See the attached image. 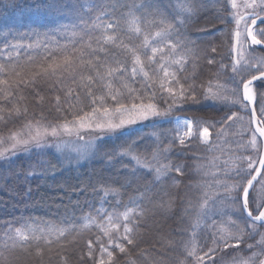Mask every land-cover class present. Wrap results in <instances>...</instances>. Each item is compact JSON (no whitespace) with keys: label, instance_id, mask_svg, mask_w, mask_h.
<instances>
[{"label":"snow or ice","instance_id":"1","mask_svg":"<svg viewBox=\"0 0 264 264\" xmlns=\"http://www.w3.org/2000/svg\"><path fill=\"white\" fill-rule=\"evenodd\" d=\"M216 2L222 5V12L229 13L221 18L232 24L230 53L239 46L253 55L244 59L230 54L228 64L221 63L205 86L195 83L196 77L187 73L189 68L195 70L201 51L206 53L205 62L216 66L208 55L216 54L217 49L201 50L185 35L194 15L192 0H32L31 4L24 0L23 7L30 14L56 19L26 31L0 26V123L8 128L23 121L7 136H0V166L11 167L20 152L35 149L38 155H46V149L54 148L63 156L60 163L78 162L89 153L109 164H123L127 159L122 188H132L141 174H154L153 185L162 183L171 179V174L183 175L186 166L162 161L168 160L177 142L183 146L186 138L194 135L193 121L173 113L189 101L211 102L214 107L219 105L215 123H195L196 134L205 143L209 142L210 128L216 125L220 126L217 137L224 136L225 130L241 127L232 140L236 147L228 149L232 155L214 165L213 183L198 184L196 202L186 201L188 207L183 211L188 226L183 235L189 239L181 242L186 257L180 264L188 259L193 264H217V253L236 250L255 235L260 236L255 245L260 251H251L254 246L247 245L251 255L233 257L231 264H264V233L259 231L264 228V55L256 57L252 48L264 46V0ZM8 6L20 5L9 0ZM257 81L261 83L256 85ZM45 90L58 93L51 97L49 108L56 119L50 121L43 113L39 119L35 113L29 118V109L23 106L27 96L21 93L27 91L33 100L43 102L46 98L41 93ZM241 112L247 114V120ZM173 121L170 130L157 127ZM149 124L155 130L144 133ZM212 150L219 149L213 146ZM43 164L55 168L50 161H38V165ZM203 168L196 166L197 171ZM81 191L89 194L88 187ZM150 191L145 185L139 197H130L129 203L140 208L139 212L131 207L122 213L115 208L110 211L104 206L109 196L121 193L111 185H101L91 192L101 198L100 207L86 201L91 211L81 217L82 223L65 220L61 223L66 227L48 229L39 227L47 222L31 218L5 223L0 226L4 241L0 257L4 250L32 244L39 251L41 243H60L95 226L100 235L95 243L87 242V257L93 264H115V250L126 254L129 246H136L139 221L152 210L145 203L164 211L174 203L170 198L155 204ZM250 191L254 194L251 204ZM230 212L240 216L247 227L233 221ZM197 237L202 238L199 247ZM97 251L98 259L94 257Z\"/></svg>","mask_w":264,"mask_h":264},{"label":"trees","instance_id":"2","mask_svg":"<svg viewBox=\"0 0 264 264\" xmlns=\"http://www.w3.org/2000/svg\"><path fill=\"white\" fill-rule=\"evenodd\" d=\"M8 3L9 0H0V26L5 27V30L7 27H11L15 30L26 31L28 28L39 27L45 21L56 19L55 16L38 17L30 14L23 7L24 0H17L20 6L15 8L8 6ZM27 3L31 4L32 0H27ZM191 6L194 7V15L186 25L185 35L188 39L195 41L201 50L210 47L217 49L216 54L208 55V58L216 61V66L208 65L203 58L206 53L201 51L195 70L189 68L187 73L189 76L196 77L195 83H205L206 86V82L214 78L219 65L221 63L228 64L227 58L230 54L235 57V51L230 53V49L233 48L229 39L232 24L221 18L228 16L229 13L222 12V5L218 4L216 0H192ZM34 21L37 23L34 24ZM62 22L68 23L67 20ZM40 30L45 31L46 28H40ZM61 42L63 43V41ZM253 48L264 55V49L256 46ZM220 82L223 83V79ZM260 83L257 81L256 85ZM21 94L27 96L26 104L23 106L28 107L29 118L35 113L36 118L39 119L40 113H43L50 121L56 119V113H50L49 108L51 97L58 93L42 91L41 95L46 98L43 102L38 99L33 100L27 91ZM41 103L44 104V107L40 106ZM218 107L219 105L212 106L211 102L189 101L182 106L181 110L175 111L173 116H188L194 124L196 121H208L214 124L215 118L219 116L216 110ZM233 111H239V109H233ZM240 114L247 120L246 113L241 112ZM71 118L68 117V119ZM20 123L23 121L15 125L10 124L8 128L0 123V136H7L9 130L19 128ZM174 124L175 121L157 125V127L170 130ZM240 127L237 125L235 129L225 130L224 136L217 137L216 133L220 130V126L216 125L215 128H210L211 135L208 143H205L196 134L197 130L195 129L194 135L191 138H186L183 146L177 142L169 154L168 160L162 161L186 166L183 175L171 174V179H165L162 183L153 185L154 174L149 176L141 174L133 182L132 188L121 187L125 183L127 175L123 168V165L129 164L127 159L123 161V164L120 162L109 164L99 155L88 154L86 158L84 157L78 162L73 160L69 164L66 160L60 163L63 156L54 148L46 149V155H38V150L35 149L31 152H20L11 167L7 164L0 166V226L17 220L26 221L29 218L47 222L39 225L45 229L66 227L67 225L61 223L65 220L76 224L82 223L81 217L91 211L87 204L100 207L101 198L91 195V192L93 187L101 185H111L121 193L116 197L109 196L104 206L108 207L110 211L115 208L117 212L122 213L125 207H131L139 212L140 208L130 204L129 199L130 197H139L144 192V186L147 185L151 188L148 195L152 198L153 203L159 204L162 200L170 198L174 203L168 211L152 208V205L145 203V207L152 210L142 221H139L140 228L135 241L136 246H129L126 254L115 250V264H133V262L135 264H152L153 261H161L162 264H180V261H185L186 257L181 242L189 239L188 236L183 235V230L188 226L183 211L188 207L186 201L196 202V198L200 194L196 187L198 184L211 185L213 183L214 173L217 171L214 165H219L221 161L232 155L228 149L236 147L232 140L237 138L236 132ZM154 130L149 124L147 128L143 129V132L148 133ZM7 146L5 145V147ZM213 146L219 150L213 151ZM140 151L144 152L145 149L141 148ZM248 154L251 153H245V155ZM41 160L50 161L51 165H55V168L49 169L48 164L38 165V161ZM197 165L204 166L202 172L196 170ZM32 166L37 167L33 168ZM41 172L43 174H40ZM84 187H88V195L81 191ZM137 188L139 191L135 190ZM253 195L250 192V204ZM229 216L241 227H247L240 216L233 215L231 212ZM216 219L220 220L221 218L216 217ZM223 226L228 227L227 225ZM259 231L264 233V228H260ZM2 232L3 229L0 228V233ZM97 235H100V229L93 226L88 230L72 234L67 240H61L60 243L50 245L41 243L39 251H37L36 244L24 248H9L4 250V256L0 257V264H93V261L87 257V242L93 240L95 243ZM207 235V232L203 233L204 237ZM50 239H54V236ZM201 239V237H197L198 247L201 244ZM259 240L260 236L255 235L248 238L247 243H242L236 250L228 249L225 252L217 253V264H231L233 257L243 256L246 258L251 255V251H260L255 247ZM3 243V239H0V249H2ZM247 245L254 247L249 251ZM94 257L99 258L98 251L94 253ZM105 260L107 261L106 256ZM186 264H193V260L188 259Z\"/></svg>","mask_w":264,"mask_h":264},{"label":"rangeland","instance_id":"3","mask_svg":"<svg viewBox=\"0 0 264 264\" xmlns=\"http://www.w3.org/2000/svg\"><path fill=\"white\" fill-rule=\"evenodd\" d=\"M237 3L238 4H242L243 3V0H237ZM240 12L241 13H243L244 12V9L241 7L240 9ZM245 47H247V46H245ZM252 48H253V46H252ZM256 50V49H255ZM234 53V52H233ZM251 55H253V53L251 52V50H249V51H245L243 48H239V46H237L236 47V50H235V57L236 58H244V59H246V58H250V56ZM254 55L256 56V57H259V56H262V53H259V52H257V50L255 51V53H254ZM176 116H179V117H181L182 119H189V120H191L188 116H185V115H176ZM195 124H194V122H193V133L195 132ZM182 131H186V129H182ZM201 137V139H203V137L202 136H200ZM91 137H89V136H85V139H90ZM71 139H75V137H72ZM204 141V140H203ZM75 155V154H74ZM89 155H91L90 153H89ZM87 156V155H86ZM86 156H85V158H86Z\"/></svg>","mask_w":264,"mask_h":264},{"label":"water","instance_id":"4","mask_svg":"<svg viewBox=\"0 0 264 264\" xmlns=\"http://www.w3.org/2000/svg\"><path fill=\"white\" fill-rule=\"evenodd\" d=\"M257 47L264 49V46H257ZM250 192H251V191H250Z\"/></svg>","mask_w":264,"mask_h":264}]
</instances>
